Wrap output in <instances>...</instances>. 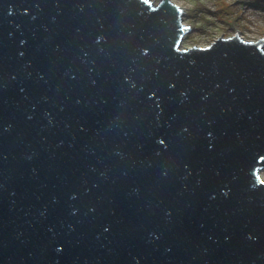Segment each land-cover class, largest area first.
Segmentation results:
<instances>
[{"label": "water", "instance_id": "95a60500", "mask_svg": "<svg viewBox=\"0 0 264 264\" xmlns=\"http://www.w3.org/2000/svg\"><path fill=\"white\" fill-rule=\"evenodd\" d=\"M190 32L0 0V264H264V40Z\"/></svg>", "mask_w": 264, "mask_h": 264}, {"label": "rangeland", "instance_id": "374dc122", "mask_svg": "<svg viewBox=\"0 0 264 264\" xmlns=\"http://www.w3.org/2000/svg\"><path fill=\"white\" fill-rule=\"evenodd\" d=\"M156 6L160 0H146ZM178 6L180 17L191 32L181 49L204 48L218 38H231L236 33L242 41L264 40V2L256 0H171ZM264 181V169L259 173Z\"/></svg>", "mask_w": 264, "mask_h": 264}, {"label": "flooded vegetation", "instance_id": "af4514ba", "mask_svg": "<svg viewBox=\"0 0 264 264\" xmlns=\"http://www.w3.org/2000/svg\"><path fill=\"white\" fill-rule=\"evenodd\" d=\"M257 1V0H256ZM258 2H260V1H258Z\"/></svg>", "mask_w": 264, "mask_h": 264}, {"label": "trees", "instance_id": "16d2710c", "mask_svg": "<svg viewBox=\"0 0 264 264\" xmlns=\"http://www.w3.org/2000/svg\"><path fill=\"white\" fill-rule=\"evenodd\" d=\"M258 2V1H257ZM264 2V1H263Z\"/></svg>", "mask_w": 264, "mask_h": 264}]
</instances>
